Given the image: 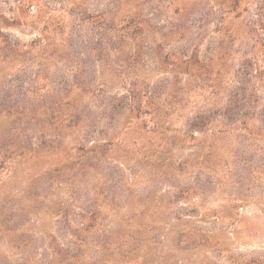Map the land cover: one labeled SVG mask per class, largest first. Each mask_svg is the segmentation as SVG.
<instances>
[{
    "label": "rangeland",
    "instance_id": "obj_1",
    "mask_svg": "<svg viewBox=\"0 0 264 264\" xmlns=\"http://www.w3.org/2000/svg\"><path fill=\"white\" fill-rule=\"evenodd\" d=\"M255 62L264 0H0V264H264L263 80L243 120L184 126ZM170 70L179 108L125 110Z\"/></svg>",
    "mask_w": 264,
    "mask_h": 264
},
{
    "label": "trees",
    "instance_id": "obj_2",
    "mask_svg": "<svg viewBox=\"0 0 264 264\" xmlns=\"http://www.w3.org/2000/svg\"><path fill=\"white\" fill-rule=\"evenodd\" d=\"M177 56V57H176ZM183 57L181 58L173 51L166 53L163 57L164 62H168L173 68L176 66L177 68L180 66L191 68L193 67L195 71H206L208 74L207 68L210 66L211 59H199L200 57L197 54L191 53V55L187 56L182 53ZM169 59H173L169 62ZM178 72L175 70H170L169 73L163 75L164 77L161 80H158L155 84L153 83L151 86L149 84L141 85V88L138 87V82L133 81V83H129L130 89L127 90L126 95L120 97V103L122 102L124 108H129L128 111L130 114H134L136 112L135 117H138L140 111L143 109L151 108V110L161 117L159 111L161 110V106H159L158 101H160L161 91L163 92V88L169 87L165 98L163 99V104L167 109H165L164 114L170 115L171 112H174L176 106L180 107L181 97L178 98L179 94L183 93L181 89L175 88V86L180 83ZM192 76V74H189ZM263 76V78H262ZM263 80L264 87V70L259 65V63H254L253 65L250 63L248 65H244L241 67V70H238L233 77L231 82L232 88L229 92V96L227 97V107L224 111L221 109H217L212 112L211 109L200 107L189 113L188 117H186L184 121V126L186 127L185 134H198L204 133L208 130L207 126L210 122L214 120V118L225 117L226 115H230L229 117H235V119L243 120L246 118L248 114H250V110L253 109V102H256L254 99L255 94L257 93V89L255 87H249L251 80ZM246 82L247 87H246ZM140 86V85H139ZM132 88V89H131ZM175 88V89H174ZM160 91V92H159ZM156 99V100H155ZM252 99V100H251ZM155 101V102H154ZM122 108V107H121ZM177 108V109H178ZM182 106L181 109H183ZM68 110V107H66ZM124 110V111H125ZM116 110H112L111 115ZM75 119H78L74 116ZM69 123L67 124L68 128L72 125V120L68 118ZM75 124V122H74Z\"/></svg>",
    "mask_w": 264,
    "mask_h": 264
}]
</instances>
